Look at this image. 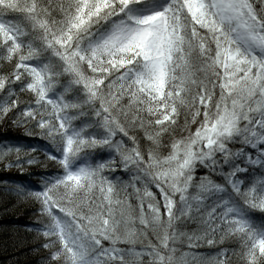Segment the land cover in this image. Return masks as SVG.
Wrapping results in <instances>:
<instances>
[{
  "label": "snow or ice",
  "instance_id": "1",
  "mask_svg": "<svg viewBox=\"0 0 264 264\" xmlns=\"http://www.w3.org/2000/svg\"><path fill=\"white\" fill-rule=\"evenodd\" d=\"M8 120L58 165L9 189L43 264H184L185 242L220 246L201 264H264V0H0Z\"/></svg>",
  "mask_w": 264,
  "mask_h": 264
},
{
  "label": "trees",
  "instance_id": "2",
  "mask_svg": "<svg viewBox=\"0 0 264 264\" xmlns=\"http://www.w3.org/2000/svg\"><path fill=\"white\" fill-rule=\"evenodd\" d=\"M27 98V96L21 97L22 100ZM183 120L184 118L181 116V125H183ZM2 122L4 121H0V123ZM8 122L10 123L11 120H8ZM6 123L5 129L0 132V144L9 143L14 147H21L20 159L22 164L21 166H16L18 168L16 174H6L4 173V168L8 163L17 159L16 153L13 152L6 159H0V264H43L42 258L47 253L39 246L40 241L36 236L35 224L38 219L37 213L32 209L30 202L24 196L17 195L15 191H9V189L15 188L17 185H28L32 189L41 183L42 176L54 174L58 170V165L45 155V146H51L47 140L41 137L38 128H30L28 131L31 134L29 135L26 132L27 126L22 124L21 126H25L24 130L16 134ZM137 134L143 135L142 132H138ZM184 135H187V131L184 132ZM34 148L38 150L33 152L32 149ZM25 153L32 155L37 163L29 165L26 162ZM27 166L32 167V170L28 173L22 172V169ZM196 175H204V172L197 171ZM123 179H128V177L125 176ZM152 190L158 192L154 186ZM254 218L257 223L260 222L259 213ZM134 227L139 229L142 226L139 225V221L137 220ZM195 227L194 223H190L187 230L191 231ZM29 229H32V231H29ZM149 239L153 243L156 242L155 236L151 234L150 230ZM121 247L132 246L122 244ZM219 247V245L210 247L206 243H203L198 248H189L186 242L183 245L177 243L176 259L177 261L182 260L184 264H201L202 261L211 260L216 255ZM223 247L228 248L231 252L232 249L238 248V245L233 240H227ZM140 248L141 245L137 243L135 250L139 251ZM184 253H191L192 255H189L187 258L182 257V259L181 256ZM194 255L198 256L199 259H194ZM128 259L131 260L133 258L129 257ZM233 264H236L235 260H233Z\"/></svg>",
  "mask_w": 264,
  "mask_h": 264
},
{
  "label": "rangeland",
  "instance_id": "3",
  "mask_svg": "<svg viewBox=\"0 0 264 264\" xmlns=\"http://www.w3.org/2000/svg\"><path fill=\"white\" fill-rule=\"evenodd\" d=\"M5 123H6L5 121H4V122H2V123H0V132H2V130H1V129H2V128H4V126H5ZM6 124H8L10 127L13 125L11 122L9 123L8 121H7V123H6ZM14 128H16V127H14ZM189 255H192V254H191V253H189ZM189 255L185 257V256H184V254H182L181 258H182V257H185V258H187V257H189ZM182 259H183V258H182Z\"/></svg>",
  "mask_w": 264,
  "mask_h": 264
}]
</instances>
